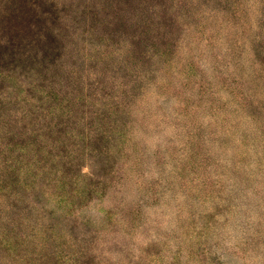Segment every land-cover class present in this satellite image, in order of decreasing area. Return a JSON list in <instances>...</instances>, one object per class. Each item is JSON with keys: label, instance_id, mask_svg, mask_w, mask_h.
Wrapping results in <instances>:
<instances>
[{"label": "rangeland", "instance_id": "374dc122", "mask_svg": "<svg viewBox=\"0 0 264 264\" xmlns=\"http://www.w3.org/2000/svg\"><path fill=\"white\" fill-rule=\"evenodd\" d=\"M41 1L27 59L0 28V264H264V0Z\"/></svg>", "mask_w": 264, "mask_h": 264}, {"label": "trees", "instance_id": "16d2710c", "mask_svg": "<svg viewBox=\"0 0 264 264\" xmlns=\"http://www.w3.org/2000/svg\"><path fill=\"white\" fill-rule=\"evenodd\" d=\"M41 6V0H9V2L5 5V8L7 10L9 9L10 13L2 12L0 16V28L3 25L7 28V32L11 34L9 37L8 49L12 51V55L15 59L17 57V59L25 60L30 56L29 52L32 51L31 45H28V43H21V25H23L22 22L27 21L29 17L34 18L36 15L40 16L44 12ZM40 7L41 11L38 12ZM27 26H30L29 22L27 23ZM34 36V40L36 42L35 44L37 45L40 41L44 40L43 50L46 56L56 48L58 37L52 31L39 29L34 33ZM5 50L6 49H4V51Z\"/></svg>", "mask_w": 264, "mask_h": 264}]
</instances>
